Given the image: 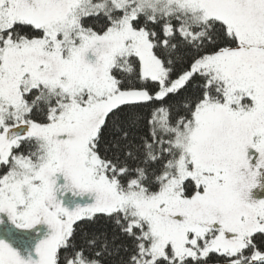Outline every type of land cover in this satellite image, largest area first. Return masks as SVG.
Masks as SVG:
<instances>
[{
  "label": "snow or ice",
  "instance_id": "6c2138e0",
  "mask_svg": "<svg viewBox=\"0 0 264 264\" xmlns=\"http://www.w3.org/2000/svg\"><path fill=\"white\" fill-rule=\"evenodd\" d=\"M0 264H264V0H0Z\"/></svg>",
  "mask_w": 264,
  "mask_h": 264
}]
</instances>
